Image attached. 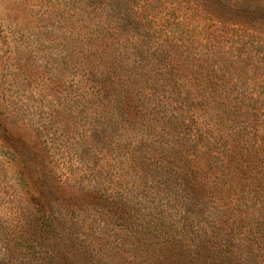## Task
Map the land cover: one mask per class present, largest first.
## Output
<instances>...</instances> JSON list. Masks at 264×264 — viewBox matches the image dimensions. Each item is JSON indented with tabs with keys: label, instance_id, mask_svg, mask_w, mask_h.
Returning a JSON list of instances; mask_svg holds the SVG:
<instances>
[{
	"label": "rangeland",
	"instance_id": "1",
	"mask_svg": "<svg viewBox=\"0 0 264 264\" xmlns=\"http://www.w3.org/2000/svg\"><path fill=\"white\" fill-rule=\"evenodd\" d=\"M217 14L200 0H0V264H224L228 251L264 264V26ZM246 96L258 100L247 108ZM238 127L249 133L245 151L225 152ZM194 148L198 163L214 160L232 176L237 225H216L213 202H183L168 178L192 167ZM255 154L262 162L252 168L236 162ZM32 173L45 180L41 197L24 183ZM53 175L86 202L94 190L123 197L127 213L162 204L163 230L145 237L123 228L140 218L115 224L77 206L55 260L29 255L43 216L34 206H67V194L50 198ZM200 235L207 251L195 246Z\"/></svg>",
	"mask_w": 264,
	"mask_h": 264
},
{
	"label": "trees",
	"instance_id": "2",
	"mask_svg": "<svg viewBox=\"0 0 264 264\" xmlns=\"http://www.w3.org/2000/svg\"><path fill=\"white\" fill-rule=\"evenodd\" d=\"M201 3L204 4V6L217 18H222L220 15L217 14V12H220L222 14L228 15L227 18L231 17L230 19L233 21V24L243 25L241 23H250L253 21H258V19L262 20V23H259V25L264 26V3L256 2L257 6H253L250 8L249 4L244 5V2H232L234 0H200ZM252 1V0H250ZM249 5V7H246ZM223 19V18H222ZM221 84V83H219ZM236 96H239L238 94ZM248 96V95H247ZM248 99L249 103L245 104L242 102L245 107L248 106L251 101H257L258 99ZM247 101V102H248ZM227 106V104H224ZM228 107V106H227ZM244 107V106H243ZM240 107L236 104L235 106L229 108V112L238 113V110ZM224 111V110H223ZM226 114V111H224V116ZM234 123L231 122L230 125H233ZM0 127L3 130V133L5 129L8 130V126L2 125L0 122ZM236 136L232 139L225 138L222 142L223 147H225V152L235 153L239 151L240 149H244L245 151V145L248 143V138L245 137L244 140H242L241 136L245 134H249L248 132L245 133L246 129L241 130L238 127ZM235 133V132H234ZM7 134V133H6ZM253 136V134H250ZM198 139H202L201 135H198ZM222 138V137H220ZM223 139V138H222ZM235 140V142H233ZM210 151V150H208ZM17 149L15 148L11 154L16 156ZM199 154H203L202 150L199 148H194L191 150L190 155L193 159H191L193 165L192 167L189 165L190 163L184 164L180 169L175 170L174 172H170L168 178L176 179L178 181V185L180 187L181 192V200L183 202H186L188 199H196L195 201L197 203L201 202H213L212 207L219 209V214L217 217V224L225 225V224H233L237 225L240 221V218L238 217L237 210L240 206L239 203L233 202L232 203V196L230 195V189L226 188L225 185H230L232 176L228 173V171L224 168V166L218 162L212 161H204V160H198L200 163L196 161V158L199 156ZM260 154H255V157L249 158V162L247 161V165L242 163L241 161H236L239 164L244 165L245 167L252 168L254 163L262 162V157H259ZM159 157L155 158L154 162L150 161V164L154 163V165H157L159 161ZM20 177H22V173H18ZM166 178V179H168ZM53 180V182L51 181ZM50 198L54 197V199L59 200L62 198L65 194H67L66 199V208L64 212H61L55 209H52L54 206L50 205V211L45 212L44 206L41 205V202H39L36 206H34V209H37V211H43V216L40 220V226H35L37 231L35 234L37 235L38 239L35 241L31 239L28 242V246L25 247L27 249V254L29 255H37L41 254L46 257H50V260H55V257L58 256V253L55 252V248L58 245V241L62 238V235L60 234L62 231L70 232L73 230L75 225H78L79 220L76 216V212L78 208H84L89 207V209H92L96 212V215L100 217V220H106V221H114L115 224H117L118 217H127L134 218L137 222L139 218L141 219V222L139 223V226L137 228H134L135 226L134 221L131 219V223L127 222L128 224H131V227L126 226L123 224H119L120 226L123 225L124 231L134 229L135 232H143L145 233V237H149L150 231L153 233H160L163 230V219H161V215H165L164 208L161 205H157L154 208H150L146 205L140 204V208L135 206L132 208L130 213H127L124 210L125 207V199L122 197L118 201L115 198V195L113 193H109L107 196L104 195V192H98L94 190L93 196H98V198H94L91 202H86L85 198L76 197L75 193L73 192V186L68 183V181H62L59 178H56L53 175V179L50 176ZM45 182L43 179V176L40 174H27L26 180H24V183L27 186H31L30 194L31 196L38 195L39 197L43 196L45 193L44 189H42V184ZM65 192V193H64ZM162 191L159 192V194ZM90 198V197H89ZM88 198V199H89ZM98 199V200H97ZM40 201V200H39ZM108 205H113L115 210H110V207ZM78 208L76 209V207ZM142 207L145 208L142 209ZM127 213V214H126ZM109 217L111 219H109ZM93 219V218H92ZM98 220V219H94ZM205 222V221H204ZM108 225L111 222H107ZM67 225L69 227L67 228ZM198 230L204 234L203 227L198 228ZM43 233L46 232L47 236L41 234H38L39 232ZM146 232L148 234H146ZM206 235V234H204ZM40 238V239H39ZM196 239H199L198 241L195 240L196 247L197 248H203L205 246L206 251L208 250V241L205 239V236L200 235ZM41 240V241H40ZM136 240L138 242L141 241V238L138 239L136 237ZM140 240V241H139ZM45 241H50V243H45ZM239 244L245 245V240L243 237L238 238ZM150 243L152 242V237L150 240ZM42 250H45L42 252ZM230 253L229 255H224L222 258H219L218 261L220 263L224 262V264H247V260L244 255L240 256H233L234 253L232 251H228ZM151 258H154L152 255L148 256ZM221 259V260H220ZM47 259H45L46 261Z\"/></svg>",
	"mask_w": 264,
	"mask_h": 264
}]
</instances>
